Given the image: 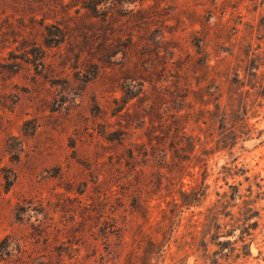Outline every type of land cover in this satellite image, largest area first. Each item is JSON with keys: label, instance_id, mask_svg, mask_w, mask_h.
<instances>
[{"label": "rangeland", "instance_id": "374dc122", "mask_svg": "<svg viewBox=\"0 0 264 264\" xmlns=\"http://www.w3.org/2000/svg\"><path fill=\"white\" fill-rule=\"evenodd\" d=\"M204 250L264 264V0H0V264Z\"/></svg>", "mask_w": 264, "mask_h": 264}, {"label": "trees", "instance_id": "16d2710c", "mask_svg": "<svg viewBox=\"0 0 264 264\" xmlns=\"http://www.w3.org/2000/svg\"><path fill=\"white\" fill-rule=\"evenodd\" d=\"M182 196H183L184 205H186V206L194 203V201L197 199L196 198V193L182 192ZM248 233H250L249 230H248L247 234ZM247 234L245 233V235H247ZM203 252L204 253H203V256L202 257H203V259L206 260L205 264L210 263V256H211V254H209L207 252V250H204ZM249 253H250L249 255L251 256V251L250 250H249ZM246 256H248V255H246Z\"/></svg>", "mask_w": 264, "mask_h": 264}]
</instances>
